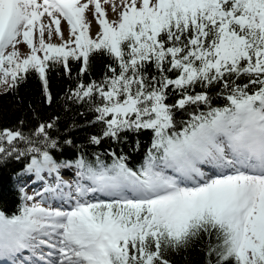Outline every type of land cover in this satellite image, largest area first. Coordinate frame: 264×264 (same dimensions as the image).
I'll list each match as a JSON object with an SVG mask.
<instances>
[{"label": "snow or ice", "instance_id": "snow-or-ice-1", "mask_svg": "<svg viewBox=\"0 0 264 264\" xmlns=\"http://www.w3.org/2000/svg\"><path fill=\"white\" fill-rule=\"evenodd\" d=\"M97 56L110 61L103 78L78 83L67 99L103 126L92 145L150 132L143 160L80 154L69 183L59 170L73 162L50 151L58 118L29 135L0 130V165L23 158L25 174H56L43 192L20 189L18 214L0 211V258L27 264L29 250L32 264H173L170 256L204 242L205 264H264V0H0L8 90L34 71L51 104L50 67L71 75L76 61L83 75Z\"/></svg>", "mask_w": 264, "mask_h": 264}, {"label": "trees", "instance_id": "trees-1", "mask_svg": "<svg viewBox=\"0 0 264 264\" xmlns=\"http://www.w3.org/2000/svg\"><path fill=\"white\" fill-rule=\"evenodd\" d=\"M105 57L97 56L90 61L89 70L83 75H79L80 63L70 60L71 75L57 65L50 67L47 71L48 91L52 96V103L47 102L44 92L43 82L38 74L30 71L26 78L14 89L0 90V130L12 129L20 130L25 135H29L40 123H47L57 119V128L50 130L52 137L59 142V148L50 150L57 158L58 162L71 161L74 164L80 154L88 160H94L96 153L105 154L109 151L122 153L129 157L128 163L135 167L139 165L144 157V151L150 144V132H145L136 136L132 133H125L126 140L114 142L105 139L101 145L89 143V137L100 135L102 125L90 123L94 120V113L88 110L87 104L73 103L67 99L71 90L77 84L83 82L87 84L92 80L99 81L107 71L106 64L109 63ZM222 102L218 101L216 106ZM65 139L71 140L72 144L63 143ZM140 141V149L134 150L136 140ZM23 148L25 145L21 144ZM107 163H111V157L102 155ZM26 159L17 161L9 159L6 164L0 165V211L7 215L18 214V210L23 203L20 192L24 188L26 174L24 168ZM173 264H205V243L201 242L192 248L169 257Z\"/></svg>", "mask_w": 264, "mask_h": 264}, {"label": "rangeland", "instance_id": "rangeland-1", "mask_svg": "<svg viewBox=\"0 0 264 264\" xmlns=\"http://www.w3.org/2000/svg\"><path fill=\"white\" fill-rule=\"evenodd\" d=\"M101 2L103 3V0H101ZM116 3L118 4L119 3V0H116ZM112 7L111 4H104V7L105 9L107 10V14H108V19H115L116 16H115V13L110 17L109 15V7ZM87 17L89 20L92 19V13L89 12V13H86ZM69 26L67 25V22L66 21H61V29H62V32L64 34V38L67 39L68 38V32H66L67 28ZM99 31V26L98 24L95 22V23H92V26H91V35L93 37H95L96 33ZM46 40H47V37H46ZM53 43H60V40L56 37L53 38V40L51 41ZM18 48L20 50V53H21V56H24L26 54L29 53V49L27 48V46L23 43H21L20 45H18ZM37 55L39 56H43V53H37ZM8 85H0V90L2 89H5ZM78 170L75 168L74 164L71 168H61L59 170V174H60V177H61V174H66L67 173V176L69 179H62L64 181H67L69 183H74V181L76 180V177L74 175H76V172ZM71 173V174H70ZM41 175L44 176V180H38L35 176L34 173L32 174H26V177L23 181L24 183V191L28 194V195H34L36 192L44 189V187L46 186H54L55 184V173L52 174V176H49L47 173H42ZM36 181V182H35ZM65 191H67V189H65ZM43 192V190H42ZM47 195V194H46ZM40 198L37 197V200H39ZM50 203H52V206L53 207H58V206H61L62 205V202L61 201H49ZM47 206V204L45 205ZM66 207V205H65ZM47 250V249H45ZM23 255H24V252L22 253V258H23ZM3 259V258H2ZM2 259L0 260L1 263L0 264H8L7 262H3ZM24 261V260H23Z\"/></svg>", "mask_w": 264, "mask_h": 264}, {"label": "bare ground", "instance_id": "bare-ground-1", "mask_svg": "<svg viewBox=\"0 0 264 264\" xmlns=\"http://www.w3.org/2000/svg\"><path fill=\"white\" fill-rule=\"evenodd\" d=\"M114 14V12L112 11V7L110 6L109 7V15H110V17L112 16ZM92 20V23H95V21L93 20V19H91ZM66 32H68V34H69V27L67 28V30H66ZM71 174V173H70ZM56 175V174H55ZM75 177H76V179H77V176L76 175H74ZM61 179H69L68 178V176H67V173L66 174H61ZM36 182V181H35ZM43 190V189H42ZM42 190H40V192H42ZM45 251H47V250H45ZM22 255V254H21ZM2 258H0V260H1ZM23 260L24 261H27V264H32V260H33V257H32V254H31V252L29 251V250H25L24 251V255H23ZM2 261L3 262H5L6 263V261L4 260V259H2ZM0 263H1V261H0ZM8 263V262H7Z\"/></svg>", "mask_w": 264, "mask_h": 264}]
</instances>
